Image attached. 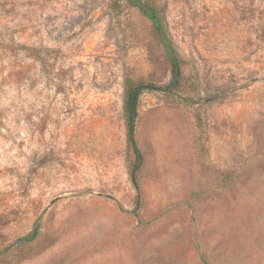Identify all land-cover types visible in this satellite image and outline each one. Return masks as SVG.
Returning <instances> with one entry per match:
<instances>
[{"label": "rangeland", "instance_id": "rangeland-1", "mask_svg": "<svg viewBox=\"0 0 264 264\" xmlns=\"http://www.w3.org/2000/svg\"><path fill=\"white\" fill-rule=\"evenodd\" d=\"M149 1L184 62L139 98L137 206L123 79L168 83L151 23L0 0V264H264V0Z\"/></svg>", "mask_w": 264, "mask_h": 264}, {"label": "trees", "instance_id": "trees-1", "mask_svg": "<svg viewBox=\"0 0 264 264\" xmlns=\"http://www.w3.org/2000/svg\"><path fill=\"white\" fill-rule=\"evenodd\" d=\"M130 5L134 6L146 19L149 20L152 27V32L160 42L165 53L170 72V79L163 88L147 84L141 81H136L129 75H125L123 79V95H122V112L125 126L126 144L131 152L132 161L129 167V177L138 193L137 206L140 205V193L138 173L143 166V154L140 150L136 137V121L138 117V104L140 95L144 90H176L182 79L181 66L184 62L174 41L168 30L166 19L159 6L149 0H126ZM23 49L26 46H21ZM38 226L27 235L17 239L18 244L33 243L38 237ZM5 249H8L7 247ZM1 253V252H0ZM203 264H207L204 253L200 254Z\"/></svg>", "mask_w": 264, "mask_h": 264}]
</instances>
